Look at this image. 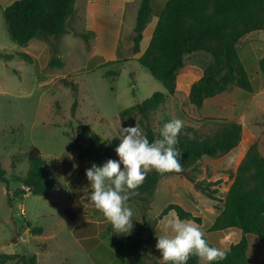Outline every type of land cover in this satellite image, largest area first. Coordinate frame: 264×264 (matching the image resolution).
Listing matches in <instances>:
<instances>
[{"label": "rangeland", "instance_id": "1", "mask_svg": "<svg viewBox=\"0 0 264 264\" xmlns=\"http://www.w3.org/2000/svg\"><path fill=\"white\" fill-rule=\"evenodd\" d=\"M14 1L9 0L7 4ZM2 8L0 6V166L9 181L0 180V254L37 255L38 264H85L89 259L75 239L80 232H74V224H92L79 229L87 235L94 233L97 236L81 241L88 251L100 243L108 246L115 243L113 249L122 252L121 256L134 264L133 258L123 252L129 242L133 244L142 239L127 234V242L120 243L118 236H113L109 231L111 223L90 200L91 187L85 173L98 156L103 164L109 159L119 160L115 148L120 143V125L136 124L143 131L138 118L124 124L120 113L156 92L167 95L164 104L150 114L156 139L161 138L163 125L172 119L182 120L183 128L179 134L191 138L211 136L225 122H237L242 126L240 144L249 150L256 143L264 156V75L259 68V61L264 57V31L251 32L237 44L252 91L244 90L239 84L230 86L212 99L215 106L223 103L228 111L224 117H212L206 116L210 113L194 106L189 99L191 85L213 63L209 53L196 52L185 57L176 91L170 95L137 60L120 62L108 69L92 68L93 63L88 62L90 52L81 36L66 35L61 45L59 42L58 58L63 57L60 60L64 63L61 68L49 65L48 53L37 62L32 57L28 60L19 56L22 47L10 39ZM134 25L128 18L120 44L123 59L133 55ZM47 42L52 58L56 41L50 38ZM109 70L117 75L105 76ZM63 79L74 83L78 93L65 86ZM76 100L78 106L73 114L72 106ZM32 147L38 148L47 161L61 160V167L54 174L56 186L43 196L16 194L19 189L28 191L14 178L26 177L29 169L27 154ZM206 160L208 157L201 159L184 177L206 184L207 179H203L209 172ZM215 186L212 188L217 189ZM168 203L178 204L192 213H204L185 194L169 190L152 206L147 198L139 196L130 197L125 207L132 210V224L144 222L145 218L149 224L145 227L149 229L153 218L161 214ZM150 206L149 218L153 220L147 217ZM65 210L77 213L74 222L64 215ZM171 216H167L164 224ZM38 227L43 229L42 235L30 232L31 228ZM256 249L261 250V247L252 241L251 251ZM150 251L149 247L145 264L155 260ZM16 261L6 264H16Z\"/></svg>", "mask_w": 264, "mask_h": 264}, {"label": "trees", "instance_id": "2", "mask_svg": "<svg viewBox=\"0 0 264 264\" xmlns=\"http://www.w3.org/2000/svg\"><path fill=\"white\" fill-rule=\"evenodd\" d=\"M75 3L76 0H16L12 2L3 10L10 39L20 47L28 45L34 39H55L54 55L49 65L53 68H61L63 63L58 58L59 42L68 33L67 24L75 13ZM151 19V0H141L134 28L132 49L134 55L141 51L143 34ZM254 31H264V0H169L159 16L149 47L138 58V62L149 70L153 78L164 85L170 95H173L176 91L179 71L185 65V57L196 52L209 53L213 63L205 70L202 77L191 85L189 91L190 102L196 107H202L206 100L225 92L233 85L239 84L244 90L252 91L237 44L245 35ZM76 35L81 36L89 45L93 32L76 33ZM19 56L32 60L26 53H20ZM259 68L264 75V57L259 61ZM63 83L71 87L74 93H78L74 83L65 79ZM166 98V94L156 92L143 102L122 111L120 119L125 124L127 121L138 118L145 135L152 143L157 139L151 129L150 114L157 111ZM77 106L76 100L72 106L73 114ZM241 142L242 126L237 122H225L211 136L191 138L187 134H179L175 147L182 153L183 171L161 175L152 170L136 190L137 194L132 197H145L151 203L163 177L186 176L190 168L196 166L204 157H223L237 148ZM27 156L29 169L26 177L24 179L15 177L14 181L23 183L29 190L19 189L16 194L23 196L32 193L43 196L55 188L54 174L60 169L61 160L47 161L36 147H32ZM85 157L90 159V156ZM92 162H95L97 166L103 165L100 156ZM188 179L195 182L196 188L206 198L220 201L219 190L212 188L218 182L204 184L203 181ZM0 180L5 183L9 181L1 166ZM171 211L176 212L182 220L202 223L200 216L194 215L178 204H170L153 221L150 229H153L158 221ZM65 216L74 222L77 213L65 210ZM143 221L145 226H149L145 218ZM229 228L240 229L243 232V238L225 251L226 256L223 260L208 262V264H249L247 235H256L261 242H264V156L259 152L256 143L249 148L240 163L236 177L225 197L224 209L209 231ZM109 231L113 236H118L117 240L120 243L127 242V234L116 233L112 224L109 226ZM30 232L42 235L43 229L31 228ZM205 239L212 246L206 236ZM151 240L152 234L148 240H138L133 244L129 242L125 246L123 255L127 254L128 258H133L134 264H145V259L149 257ZM111 245L114 246L115 243ZM112 246L100 243L89 250L94 263L132 264L121 256L122 252L115 251ZM37 259V255L0 254V264L14 260H17L16 264H37ZM200 261L193 255L187 264H200ZM152 264H164V262L154 260Z\"/></svg>", "mask_w": 264, "mask_h": 264}, {"label": "crops", "instance_id": "3", "mask_svg": "<svg viewBox=\"0 0 264 264\" xmlns=\"http://www.w3.org/2000/svg\"><path fill=\"white\" fill-rule=\"evenodd\" d=\"M8 1L9 0H5L2 3L0 2V6H3L2 12L5 7L12 3L11 2L7 4ZM168 1L169 0H151L152 19L144 31V38L141 42V51L136 55L133 54L131 57L129 56L125 59L121 58L120 44L122 42L127 19H130L131 25H136L141 0H76L75 13L68 20L67 24L68 33L63 37L66 35L79 37V35H76V33L93 32V35L89 41V45H87L86 42L85 45L88 49V52H90L88 62L93 63L92 68L96 70L102 68L108 69L109 66L120 62H129L130 60L138 61V58L143 55L149 47L153 33L159 21V16L164 10ZM155 6H157V10L155 9ZM62 38L60 39V45L62 43ZM47 40L34 39L28 45L22 47L21 52L28 54L36 62L40 61L41 57L46 56L48 53L47 61L49 63L51 60V51ZM62 58L63 57L60 56L59 59ZM108 75L115 77L117 73L109 70L105 76ZM212 99L214 98L206 100L202 106V109L206 113H210V115L208 114L206 116L224 117V113L228 111V109L223 103H217L215 106V102H213ZM236 113L237 112H235V115ZM238 120L241 119L238 118ZM247 149L248 147L242 143L223 157L208 158V160H206V163L209 165V172L207 176L203 177V179H207L208 182H218L215 187L219 190L218 199L220 201L206 198L196 188L195 183L191 182L184 176L166 175L161 179L157 186L151 206L155 201H159L160 197L166 190L174 192L179 191L182 194H185L195 207L199 206L204 211V213H196L194 211L193 213L194 215L200 216L202 218V223L197 224L200 225L204 230L205 236L212 247H216L224 252L228 251L232 245H235L241 241L243 238V232L237 228H229L221 231L209 230L214 225L216 219L224 209L225 197L236 177L240 163L246 156L248 151ZM168 205L170 204L168 203L166 207ZM151 206L148 211V218L151 212ZM173 213L176 214V212L171 211L167 216L172 215ZM159 216L160 213L153 219L155 220ZM167 216H165L162 220H159L157 225L152 230L150 228H146L143 222L140 220L136 224H133L134 227L130 234H128V237L142 240L149 239L152 234V240L150 244L151 252H154L152 257L161 263L163 262L161 253L156 249L155 246L158 236L170 234L169 229L166 227V224H164ZM85 225L88 226L92 224H84L83 226H81V224H74V232H80L78 237L75 235V239L79 245H81L83 251H85V256H87L89 259V261L85 260V264H94L90 257L89 251L82 245L81 241L92 238L94 239L97 236L94 235V233L92 235H87L86 233L79 231V229L83 228ZM247 239L248 256L250 258L249 264H264V242H261L258 236L253 234L247 235ZM252 241L258 242L261 250L256 249V251L252 252ZM201 262L202 260L200 261V264ZM205 264H208V262Z\"/></svg>", "mask_w": 264, "mask_h": 264}, {"label": "clouds", "instance_id": "4", "mask_svg": "<svg viewBox=\"0 0 264 264\" xmlns=\"http://www.w3.org/2000/svg\"><path fill=\"white\" fill-rule=\"evenodd\" d=\"M183 121L172 119L160 132V139L150 143L141 128L120 125L119 145L115 152L119 160L109 159L102 166L95 162L86 169L90 182V200L95 208L112 224L116 233L130 234L133 213L125 204L143 184L152 170L163 175L180 173L182 153L175 147ZM123 166V168L121 167ZM169 235L158 236L156 249L164 264H187L193 255L205 262L223 260L225 252L212 247L205 239V232L193 220H182L175 213L167 220Z\"/></svg>", "mask_w": 264, "mask_h": 264}, {"label": "water", "instance_id": "5", "mask_svg": "<svg viewBox=\"0 0 264 264\" xmlns=\"http://www.w3.org/2000/svg\"><path fill=\"white\" fill-rule=\"evenodd\" d=\"M25 188L29 190V188H28V187H25ZM19 240H20V237H19V238H17V239H15V240H14V242L16 243V242H18Z\"/></svg>", "mask_w": 264, "mask_h": 264}]
</instances>
